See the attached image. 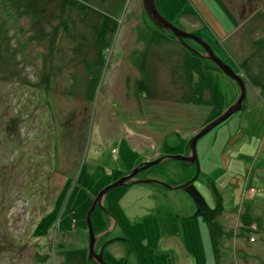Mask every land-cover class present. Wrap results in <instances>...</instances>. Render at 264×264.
<instances>
[{
	"label": "rangeland",
	"instance_id": "rangeland-1",
	"mask_svg": "<svg viewBox=\"0 0 264 264\" xmlns=\"http://www.w3.org/2000/svg\"><path fill=\"white\" fill-rule=\"evenodd\" d=\"M156 2L243 76L246 96L197 140L199 168L166 157L136 177L169 187L107 192L93 228L108 227L111 209L121 215L97 249L124 237L106 245L108 263L124 247L127 264H264V0ZM239 93L143 0H0V264H100L89 256L94 195L156 159L159 145L188 155L191 137ZM138 124L165 144L131 140Z\"/></svg>",
	"mask_w": 264,
	"mask_h": 264
},
{
	"label": "water",
	"instance_id": "water-1",
	"mask_svg": "<svg viewBox=\"0 0 264 264\" xmlns=\"http://www.w3.org/2000/svg\"><path fill=\"white\" fill-rule=\"evenodd\" d=\"M145 9L148 12L149 16L152 18V20L161 28L165 29L166 31L174 34L176 38L187 48L192 50L193 52L208 57L211 59L225 74L233 78L240 90V93L237 97V99L231 103L230 106L226 107L220 114H218L216 117L208 121L203 127L197 131L190 139V152L188 155L184 154H171V155H165L167 157H173L182 159L185 161H188L190 163H196L197 167L199 168V160L197 155V147L196 142L197 140L208 130H210L213 126L221 122L222 120L226 119L229 115H231L236 110L240 109L242 107L243 100L246 96V84L244 81L243 76L235 71L233 67L224 61L213 49L211 44L204 38H202L200 35L192 32L187 31L180 27L179 25L175 24L171 20H169L167 17H165L159 10L156 0H143ZM185 38H191L195 41H197L199 44H201L204 48V51H200L191 45L187 43ZM160 158L157 159H148L141 162H138L134 169L117 178L114 180V182L110 183L109 185H106L99 193V196H102L106 191L111 189L112 187L122 185L126 181H128L135 173H137L140 169L146 168L156 162H159ZM146 181H154V179H147ZM94 209V203L90 206L88 211L86 212V221H87V227L89 230V256L91 258H95L100 264H109L103 257V248H100L99 251L95 248V234H94V228H93V222H92V212ZM156 264V263H151Z\"/></svg>",
	"mask_w": 264,
	"mask_h": 264
},
{
	"label": "flooded vegetation",
	"instance_id": "flooded-vegetation-1",
	"mask_svg": "<svg viewBox=\"0 0 264 264\" xmlns=\"http://www.w3.org/2000/svg\"><path fill=\"white\" fill-rule=\"evenodd\" d=\"M138 126V129H139V133H128V137L129 138H135V139H137L139 142H141L143 145H146V146H148V145H150V146H152V145H156L159 141H160V143L161 144H165L164 143V140H163V136H162V134H160L159 132H157L154 128H152V127H144L143 125H141V124H138V125H136V127ZM160 149H162L161 148V146L159 145V149H157L155 152H156V159L157 158H160V160H162V159H164V158H166L167 156H165V155H167V154H165V153H168V151L167 150H164L163 152L161 151L160 152ZM154 152V153H155ZM159 160V161H160ZM134 169V167H132L130 170H129V172H131L132 170ZM141 170V169H140ZM139 170V171H140ZM138 171V172H139ZM128 172V173H129ZM137 172V173H138ZM137 173H135L128 181H126L124 184H130V183H135V182H157V183H159V184H162V185H165V186H170L169 184H167V183H165V182H161V181H159V180H154V181H146L147 180V178H144V177H136V175H137ZM126 174H127V172H126ZM125 175V174H124ZM123 176V175H122ZM105 187V186H104ZM103 187V188H104ZM102 188V189H103ZM113 188V187H112ZM111 188V189H112ZM102 189H100L98 192H97V194L96 195H94V199H93V203H94V209L97 207V211H96V217L95 216H93V222H94V224L95 223H97V225H99L100 223H101V221H102V219L104 218V211L103 210H101L102 208L100 207V206H103V203L105 204V202H104V198H105V195L107 194V192L110 190H108V191H106L102 196H99V193H100V191L102 190ZM92 203V204H93ZM110 208V207H109ZM94 209H93V211H94ZM111 209V208H110ZM113 212H112V211ZM110 210V212L111 213H113L114 214V216L113 215H111V216H113L114 218L112 219V221H109V219H108V227H106V228H104V229H102V231H99V230H96V229H94V234H95V248H96V250L97 251H99L100 250V248H103V257H104V259L106 260V258H105V256L106 255H108V251L106 250V245L109 243V242H111V241H113V240H115V239H120V240H125V241H127L128 239L127 238H124V237H115V238H109L108 240L106 239L105 241H102L101 242V245L98 247V249H97V246H96V243L98 242V240H99V238H101L103 235H104V233L109 229V228H114L116 225H118L119 224V216L118 215H121V212H119V211H115V210H113V209H111ZM93 213V212H92ZM106 215H107V213H106ZM100 219H101V221H100ZM104 232V233H103ZM97 241V242H96ZM130 247H131V245H129V247H128V249H130ZM119 253H122V255H125V253L126 254H129L128 252H127V249L126 248H124L123 247V249L122 250H120V248L118 249L117 248V257L115 256V259H116V261L118 262V264H127L128 262H127V259H122V257L121 256H119L118 254ZM113 256L114 255H116V254H112ZM107 261V260H106ZM110 264V263H109ZM145 264H151V263H145Z\"/></svg>",
	"mask_w": 264,
	"mask_h": 264
},
{
	"label": "crops",
	"instance_id": "crops-1",
	"mask_svg": "<svg viewBox=\"0 0 264 264\" xmlns=\"http://www.w3.org/2000/svg\"><path fill=\"white\" fill-rule=\"evenodd\" d=\"M156 4H157V2H156ZM160 10V9H159ZM139 131V129H138V126L136 127V128H134V130H132L131 131V133L133 134V133H139L138 132ZM157 132H159V131H157ZM160 134H162V133H160ZM131 140H133V141H136V142H138V143H140L137 139H135V138H131ZM189 154V153H188ZM222 171V169H218L217 171ZM100 221H101V219H100ZM116 264H118V262L116 261Z\"/></svg>",
	"mask_w": 264,
	"mask_h": 264
},
{
	"label": "built area",
	"instance_id": "built-area-1",
	"mask_svg": "<svg viewBox=\"0 0 264 264\" xmlns=\"http://www.w3.org/2000/svg\"><path fill=\"white\" fill-rule=\"evenodd\" d=\"M256 191V188H254L253 186H251L249 189H248V193H250L251 195L254 194V192ZM251 239H255L254 237H250Z\"/></svg>",
	"mask_w": 264,
	"mask_h": 264
},
{
	"label": "trees",
	"instance_id": "trees-1",
	"mask_svg": "<svg viewBox=\"0 0 264 264\" xmlns=\"http://www.w3.org/2000/svg\"><path fill=\"white\" fill-rule=\"evenodd\" d=\"M201 201H202V199H201ZM44 219V218H43ZM47 221V220H46ZM43 222V221H42ZM42 222H40V223H42ZM46 224H47V222H46ZM46 224L45 225H43V228H45L46 227Z\"/></svg>",
	"mask_w": 264,
	"mask_h": 264
},
{
	"label": "bare ground",
	"instance_id": "bare-ground-1",
	"mask_svg": "<svg viewBox=\"0 0 264 264\" xmlns=\"http://www.w3.org/2000/svg\"><path fill=\"white\" fill-rule=\"evenodd\" d=\"M125 216V215H124Z\"/></svg>",
	"mask_w": 264,
	"mask_h": 264
}]
</instances>
